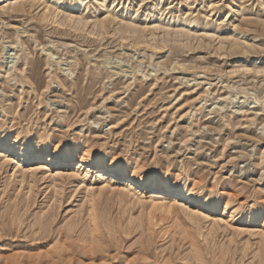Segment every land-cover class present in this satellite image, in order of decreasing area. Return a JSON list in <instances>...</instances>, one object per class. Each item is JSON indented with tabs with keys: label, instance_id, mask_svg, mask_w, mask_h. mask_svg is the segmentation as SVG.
I'll use <instances>...</instances> for the list:
<instances>
[{
	"label": "rangeland",
	"instance_id": "374dc122",
	"mask_svg": "<svg viewBox=\"0 0 264 264\" xmlns=\"http://www.w3.org/2000/svg\"><path fill=\"white\" fill-rule=\"evenodd\" d=\"M98 1L73 8L89 22L107 19V33L96 36L40 20L41 7L12 12L0 0V123L63 140L95 136L145 173L169 161L172 175L183 171L187 183L201 176L204 191L214 184L233 207L263 203L264 71H256L264 70V0ZM121 23L144 36L122 39ZM2 151L0 264H196L182 233L151 237L145 227L147 216H163L189 229L180 203L161 215L156 193H110L93 171L80 182L71 166L35 157L19 166ZM91 204L113 232L103 228L90 251L77 232L90 229ZM204 219L202 231L213 224ZM239 220L212 231L229 253L213 259L204 244L199 264H264L260 223ZM57 240L65 241L59 253Z\"/></svg>",
	"mask_w": 264,
	"mask_h": 264
},
{
	"label": "bare ground",
	"instance_id": "6f19581e",
	"mask_svg": "<svg viewBox=\"0 0 264 264\" xmlns=\"http://www.w3.org/2000/svg\"><path fill=\"white\" fill-rule=\"evenodd\" d=\"M78 1L79 0H71L68 4L69 7L64 9L59 6L64 0H8L9 5L7 9L9 10L10 8L12 12H24L27 10L30 11L29 9L34 7H41V15L38 13L40 20L56 23L58 26H69L70 29H74L75 31L85 30L88 35L92 34L99 36L100 34L107 33V19H98L94 22H89L83 15L77 14L74 11L73 8L79 4ZM99 1L102 2V0ZM26 2L28 3L27 9ZM81 3L82 2H80V4ZM4 9H6V7H4ZM184 24L188 25L189 28L193 26V22L190 21ZM90 26L91 28L88 30ZM116 30L122 35V39L127 38L130 34H136V38L138 39L144 36L143 32L132 23H121ZM151 31L153 32L154 30L152 29ZM188 34V31L182 32V35ZM152 47L155 46L152 45ZM10 68L12 67L8 69L3 68L1 71L2 74L12 70ZM263 71L264 70L259 69L256 72ZM7 76L9 78L10 75L8 74ZM8 87L13 89V86ZM1 95H3V93ZM2 111L4 112V110ZM208 127L209 126H207V129ZM208 130L212 131L211 129ZM98 142L99 139L95 136H79L63 140L61 135L55 134L48 137V135H43V133L39 132L38 129L33 132L31 130L27 132L18 130L10 131L9 127L0 123V149L1 151L3 150L6 155L7 153L11 155L16 154L18 156L16 162L19 166L20 163H23L25 160L28 161L32 157L43 160L48 164H53L55 168L58 169H67V167L71 166L69 167L72 169L71 172L68 173L69 176L77 175L81 178L80 182H84L89 172L93 171L94 174L99 177L100 182H102L101 188H106L110 193L119 192L120 186H123L126 193L137 194L136 196L139 198H143L144 193H156V197L150 198L152 200L160 199L159 203L153 204V208L159 209V214L161 215L170 214L171 209L173 211V207H176L178 203H180L179 205L183 207V215L190 222L189 229L182 228L174 221L167 220L163 216H147L145 227L151 237L155 235L163 237L168 233H182V237L188 239V244L196 260V264L201 263L204 259V244L209 246V249H207L210 250V253L213 252V259L217 257L216 254L220 259H223V257L229 253V246L224 243L220 244L212 234V231L220 227L219 222L222 221L227 224V221L230 222L232 218L235 220L240 218L239 222L241 223H260L259 227H261V229L257 231V234L260 237V241L264 242V201L263 203H253L246 210H244L243 205L240 204V206L233 207L231 199L229 197L223 198L221 194H218L217 189L213 186L214 184L211 185L212 187L208 189V192L204 191L203 178L201 176L193 177L191 182L187 183L188 177L183 171L177 172L175 175L169 172V161L165 165L164 171L154 170L150 173H145L139 169L140 166L136 160L125 159L120 155L102 149L100 147L102 144ZM181 168L182 166L179 169L181 170ZM100 192H102L101 189ZM157 194L160 195L157 196ZM88 209V226L90 229H85L77 233H81L78 240L83 242V248H87L91 251L93 248L92 245L98 243L99 239L101 241L103 228L112 231L113 221L112 219H105V215L107 214L96 210L93 204H91V206L89 205ZM214 213H219L220 215L217 216ZM223 216H227L230 219L224 220ZM201 218H210L213 221L212 226H208L210 228H206L207 230H203L204 232L201 230L202 228L199 224V219ZM134 220L135 219H133V222ZM177 226H179V229H177ZM75 227H77V224ZM67 231L70 232V235L73 232L72 227L70 226ZM73 234L74 233H72V235ZM64 243L65 241L57 240L56 244L52 246V250H58L59 253L62 250L61 245ZM89 246L92 248H89ZM262 261L263 258L260 257L259 264ZM40 264L53 263L48 261Z\"/></svg>",
	"mask_w": 264,
	"mask_h": 264
}]
</instances>
